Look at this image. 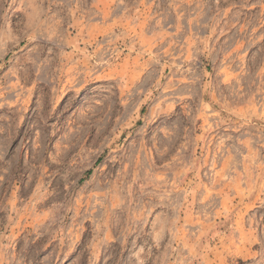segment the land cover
<instances>
[{
  "label": "rangeland",
  "instance_id": "rangeland-1",
  "mask_svg": "<svg viewBox=\"0 0 264 264\" xmlns=\"http://www.w3.org/2000/svg\"><path fill=\"white\" fill-rule=\"evenodd\" d=\"M0 264H264V0H0Z\"/></svg>",
  "mask_w": 264,
  "mask_h": 264
}]
</instances>
